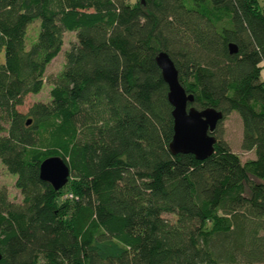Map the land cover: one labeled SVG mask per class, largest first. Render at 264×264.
I'll return each mask as SVG.
<instances>
[{
	"label": "trees",
	"instance_id": "16d2710c",
	"mask_svg": "<svg viewBox=\"0 0 264 264\" xmlns=\"http://www.w3.org/2000/svg\"><path fill=\"white\" fill-rule=\"evenodd\" d=\"M65 32L49 102L22 115ZM160 52L191 106L238 114L254 159L216 136L204 161L170 153ZM263 69L260 0H0V163L22 197L0 191V264H264ZM49 157L70 169L59 191Z\"/></svg>",
	"mask_w": 264,
	"mask_h": 264
},
{
	"label": "water",
	"instance_id": "95a60500",
	"mask_svg": "<svg viewBox=\"0 0 264 264\" xmlns=\"http://www.w3.org/2000/svg\"><path fill=\"white\" fill-rule=\"evenodd\" d=\"M229 53H237L234 44H229ZM155 60L168 86L167 99L172 107L173 137L169 151L172 155L191 154L197 161H204L214 153L217 142L214 132L224 115L214 108L198 110L191 106L194 96L187 94L180 84L178 71L169 55L160 52ZM30 124L31 120H28L26 125ZM69 175L70 169L60 157L45 159L39 168L40 180L49 184L54 191L61 190L67 184Z\"/></svg>",
	"mask_w": 264,
	"mask_h": 264
},
{
	"label": "rangeland",
	"instance_id": "374dc122",
	"mask_svg": "<svg viewBox=\"0 0 264 264\" xmlns=\"http://www.w3.org/2000/svg\"><path fill=\"white\" fill-rule=\"evenodd\" d=\"M138 0H130L131 3H136ZM260 4L264 6V0H260ZM39 32V21L36 20L28 27L27 30V44L26 48L29 49L31 43L35 41ZM76 43V36L74 32H65L63 35V45L58 55L48 64L45 69L43 78V88L39 94H29L24 98L23 105L18 108L22 115H26L30 107L35 103L49 102V91L52 87L56 77L63 71L65 65V54L70 47ZM261 78L264 80V69L261 72ZM214 135L223 140L229 146L230 150L239 157L241 163L254 159L253 152H243L240 148L242 138V123L238 114L235 112L227 115L222 123L216 128ZM15 176L9 174L5 167L0 163V191L5 190L10 202L19 205L22 201L20 192L15 188ZM66 195V193H65ZM63 200L64 199L63 197ZM169 221H174L175 217L172 215L164 216Z\"/></svg>",
	"mask_w": 264,
	"mask_h": 264
},
{
	"label": "built area",
	"instance_id": "2783aa9c",
	"mask_svg": "<svg viewBox=\"0 0 264 264\" xmlns=\"http://www.w3.org/2000/svg\"><path fill=\"white\" fill-rule=\"evenodd\" d=\"M68 198H70V199H71V198H72V195H68Z\"/></svg>",
	"mask_w": 264,
	"mask_h": 264
}]
</instances>
